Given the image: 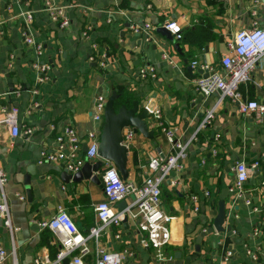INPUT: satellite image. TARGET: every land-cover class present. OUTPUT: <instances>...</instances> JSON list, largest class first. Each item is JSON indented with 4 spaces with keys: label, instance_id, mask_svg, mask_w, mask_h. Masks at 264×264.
Wrapping results in <instances>:
<instances>
[{
    "label": "crops",
    "instance_id": "1",
    "mask_svg": "<svg viewBox=\"0 0 264 264\" xmlns=\"http://www.w3.org/2000/svg\"><path fill=\"white\" fill-rule=\"evenodd\" d=\"M46 1L66 7L68 26L60 28L48 18L43 12ZM253 2L0 0L3 21L0 109L17 108L20 131L32 130L30 136L22 134L12 138L8 128L0 126V169L7 177L4 195L11 227L17 229L10 236L0 221V247L10 255L1 264L53 261L60 246L50 232L39 228L38 223L49 220L58 209L68 214L83 235L91 228L86 229L91 215L96 224L93 206L102 200V171L97 177L98 184L90 180L76 184L63 180L64 170L59 165L40 160L42 150L55 149V138L63 128L72 126L83 139L89 131L99 134L101 125L93 120L96 99L102 96L106 100L121 86L128 96L141 104L153 101L154 108L162 114L165 127L174 128L179 140H187L196 132L205 112L215 106L220 97L219 92L207 98L196 92L193 81L199 73L190 68V63L199 61L218 66L228 54L227 43L237 31L249 29L255 22L264 27V0H258L256 16L251 15ZM27 13H31L27 29L33 40L42 45L41 59L50 67L48 81L40 85L35 84L36 74L29 67L34 54L22 38ZM200 18L212 22L214 33L213 39L200 47L184 45L174 36L169 42L158 31L175 24L184 32ZM107 19L111 24H107ZM144 24H149L152 30H142ZM88 26L91 29L89 38L84 39L81 33ZM134 29L139 32L135 33ZM93 44L106 55L103 69H99L97 62L90 61ZM174 44H178V52ZM166 54L173 61V67L162 59ZM145 65L155 68L154 79L137 77L138 69ZM263 89L264 58L254 69L251 81L241 87V92L251 100L257 99ZM147 122L153 138L148 140L140 134L134 135L132 149L127 154L126 181L135 185H140L150 174L147 166L151 159L173 154L163 132L156 124ZM217 135L219 139L215 141ZM196 138L177 161L179 168L169 173L161 185V208L174 217L170 224V244L164 249L165 256L171 258L168 264L174 262L176 253H180V261L190 259L189 264H264V186L261 185L264 182V117L259 123L252 117L240 116L234 105L225 99L215 106L211 126L199 132ZM213 148H217L216 156L210 153ZM254 160H260V168L252 172L242 193L235 195L231 190L235 162ZM228 187L231 188L229 195L238 200L236 205L229 200L226 203L231 231L206 237L200 253H195V238L203 229L212 226L220 192ZM204 192L210 193L209 199L201 196ZM192 194L201 197L198 212L188 201ZM124 201L128 206L131 197ZM116 210L119 211L117 206ZM225 225L226 221L223 227ZM114 233L113 228L104 229L97 245L107 252L120 254V264H158L152 250L140 246L141 234L134 222L127 219L126 225L122 223L118 239L114 238ZM88 247L91 252L84 257V264H93L91 241ZM227 251L231 252L229 260L224 259ZM247 251L257 253L258 260L250 261Z\"/></svg>",
    "mask_w": 264,
    "mask_h": 264
},
{
    "label": "built area",
    "instance_id": "2",
    "mask_svg": "<svg viewBox=\"0 0 264 264\" xmlns=\"http://www.w3.org/2000/svg\"><path fill=\"white\" fill-rule=\"evenodd\" d=\"M258 3V0H254L252 16H256L255 6ZM65 11L66 7L64 6H55L49 1L44 3L43 12L52 22L58 23L60 28H64L69 24ZM30 21L31 13L25 14L22 38L24 45L34 54L29 67L36 74L35 84L40 85L48 81L50 67L41 59L43 55L42 45L33 40L27 29ZM107 24H111L110 19H107ZM2 25L3 21L0 19V35L3 33ZM150 29L151 26L149 24L142 26V30L149 31ZM166 29L170 31V34L175 39H180V30L175 24H168ZM90 30V26L86 27L81 33V37L88 39ZM134 32L138 33L139 31L134 29ZM147 38H150L149 34ZM92 50L93 58H90V61L97 62L99 69L105 68V53L98 50L96 44L92 45ZM227 50L228 54L220 60L218 66L199 61L190 63V68L199 73L193 81L194 88L204 98L219 92L220 97L216 105L220 104L222 100L228 99L240 116L252 117L260 123L264 117V89L257 99L250 100L242 94L241 87L251 81L254 69L264 58V27L258 26L255 22L251 28L237 31L227 43ZM162 59L173 67L174 63L167 54L162 55ZM137 77L141 80L154 79L156 77L155 68L151 65L142 66L137 71ZM104 104L105 98L99 96L93 106V120L100 125H102L103 121ZM215 106L205 112L196 132L184 141L176 138L174 128L165 127L160 110L154 108L150 114V121L153 125L156 124L158 129L163 132L173 154L166 158L157 156L151 159L147 166L150 174L140 185L123 181L112 163L102 161L103 170L100 173L102 200L93 206L96 224L88 230L87 235H83L68 214L58 209L49 220L39 222L38 226L40 229L51 233L60 246L59 252L51 262L44 260L42 262L36 261V263L63 264V261L67 259V264H84V257L91 252L88 247V243L91 241L94 246L93 264H120L122 259L120 254L103 250L97 245V242L107 227L115 230L113 236L118 239V232L122 229V220L126 217L136 224L137 230L141 234L140 246L144 249L152 250L153 257L158 264H168L171 258L165 256L164 249L170 244V224L174 217L164 212L161 208V185L169 173L179 168L177 161L184 156L188 145L197 140L196 135L211 126L214 120ZM17 116V108L0 109V126H6L12 138L22 134L30 136L32 134L31 129L25 128L20 131ZM122 136V144L130 146L134 136L132 130L129 128L124 129ZM218 139V135L214 137L215 141ZM55 144L54 150H42L39 153L41 162L59 165L63 170L74 174L83 167L85 162L94 163L101 161L97 154L99 134L94 131L87 132L85 139H83L75 128L68 125L57 135ZM84 144L87 147L85 152L83 150ZM210 153L212 156H216L218 153L217 148L211 149ZM259 168L260 160H254L250 163L235 162L232 168L234 178L231 189L235 195L239 196L242 193L252 172ZM6 182L7 177L0 169V221L3 222L11 236L17 229H13L10 223L9 209L4 195ZM261 185L264 186V182ZM201 196L209 199L210 193L204 192ZM17 197L23 200L22 196L17 195ZM128 197H131L130 204L122 211H117V204ZM200 198L199 195L192 194L189 196L188 201L195 212L199 211L197 204ZM246 204L249 203L246 202ZM253 211L258 212L256 208H253ZM205 230L203 229L202 232H205ZM254 234L257 235V230L254 231ZM246 255L252 262L258 260L257 253L247 251ZM11 256H14L13 252ZM230 257L231 252L227 251L224 254V259L229 260ZM8 258H10V255L0 247V264Z\"/></svg>",
    "mask_w": 264,
    "mask_h": 264
},
{
    "label": "water",
    "instance_id": "3",
    "mask_svg": "<svg viewBox=\"0 0 264 264\" xmlns=\"http://www.w3.org/2000/svg\"><path fill=\"white\" fill-rule=\"evenodd\" d=\"M159 33L165 37L169 42L173 40V36L168 32L166 28H160ZM174 48L178 52V44H174ZM94 66H96L94 64ZM118 99V95L115 91H112L105 100L103 121L99 133V145H98V157L101 161L94 163L85 162L83 167L74 174H70L67 171H63L62 178L66 181H72L73 183H80L82 180H90L98 184V174L103 170V162L107 161L114 165L117 169L121 179L126 181L128 178L127 169V154L131 151V146H125L122 144L123 136L122 131L124 129H131L133 134H140L142 137L151 140L153 138V132L149 129L148 120L150 121V114L154 109V102L149 101L146 104H141L137 99L133 100L130 106L124 104L115 108L114 103ZM10 106L8 107V109ZM150 124L151 121H150ZM87 147L83 148L84 152ZM168 179L166 176L165 180ZM29 186V182L27 183ZM222 190L218 198L217 215L212 222V226L207 228L205 232H201L195 238L194 252L200 253V246L206 237L216 234H228L231 231L229 221V208L227 207V201L236 205L238 203L237 198L234 195H229V190ZM28 192V191H27ZM127 206L125 201H121L117 204V209L122 211ZM236 210V208H234ZM224 221L227 225L223 227ZM127 219L123 218V225H126ZM68 260L65 259L63 264H67ZM190 259L180 261V253L174 255V262L172 264H189Z\"/></svg>",
    "mask_w": 264,
    "mask_h": 264
},
{
    "label": "trees",
    "instance_id": "4",
    "mask_svg": "<svg viewBox=\"0 0 264 264\" xmlns=\"http://www.w3.org/2000/svg\"><path fill=\"white\" fill-rule=\"evenodd\" d=\"M179 36L182 44L200 47L204 43L211 41L214 37L212 22L208 18H200L191 29L179 32ZM116 94L118 95V99L114 103L115 108H118L122 104L130 106L131 102L135 99L128 96L125 89L121 86L116 87ZM92 217L93 215L88 218L90 222L86 226L87 230L94 225Z\"/></svg>",
    "mask_w": 264,
    "mask_h": 264
}]
</instances>
